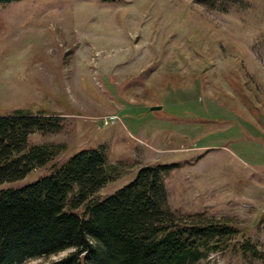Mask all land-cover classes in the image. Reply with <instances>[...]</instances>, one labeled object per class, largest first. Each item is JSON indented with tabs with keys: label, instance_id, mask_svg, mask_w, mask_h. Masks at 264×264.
I'll return each instance as SVG.
<instances>
[{
	"label": "rangeland",
	"instance_id": "rangeland-1",
	"mask_svg": "<svg viewBox=\"0 0 264 264\" xmlns=\"http://www.w3.org/2000/svg\"><path fill=\"white\" fill-rule=\"evenodd\" d=\"M212 7L195 0L0 2V114L59 113V132H35L29 141L66 145L0 189L32 182L86 147H103L121 172L100 195L125 185L140 166L176 163L163 176L171 210L237 230L226 250L191 264H264V0ZM246 240L257 257L238 248Z\"/></svg>",
	"mask_w": 264,
	"mask_h": 264
},
{
	"label": "trees",
	"instance_id": "trees-1",
	"mask_svg": "<svg viewBox=\"0 0 264 264\" xmlns=\"http://www.w3.org/2000/svg\"><path fill=\"white\" fill-rule=\"evenodd\" d=\"M12 1L18 0H0ZM195 1L211 8L216 2ZM62 118L42 110L0 114V184L25 177L65 150L64 143L29 141L35 132H59ZM174 166H140L125 185L100 195L121 172L106 161L103 147H86L32 182L0 189V264H25L64 250L66 255L39 264H191L226 250L237 233L231 223L169 207L163 176ZM238 248L257 257L248 240Z\"/></svg>",
	"mask_w": 264,
	"mask_h": 264
},
{
	"label": "built area",
	"instance_id": "built-area-1",
	"mask_svg": "<svg viewBox=\"0 0 264 264\" xmlns=\"http://www.w3.org/2000/svg\"><path fill=\"white\" fill-rule=\"evenodd\" d=\"M114 118H115V116H113V115H110V116L104 118L103 125H108L109 123H111L114 120Z\"/></svg>",
	"mask_w": 264,
	"mask_h": 264
},
{
	"label": "water",
	"instance_id": "water-1",
	"mask_svg": "<svg viewBox=\"0 0 264 264\" xmlns=\"http://www.w3.org/2000/svg\"><path fill=\"white\" fill-rule=\"evenodd\" d=\"M159 108H160L159 105H153V106H151V109H159Z\"/></svg>",
	"mask_w": 264,
	"mask_h": 264
}]
</instances>
